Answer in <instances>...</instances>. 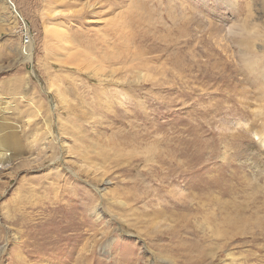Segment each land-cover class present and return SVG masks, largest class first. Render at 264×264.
<instances>
[{
    "label": "rangeland",
    "instance_id": "rangeland-1",
    "mask_svg": "<svg viewBox=\"0 0 264 264\" xmlns=\"http://www.w3.org/2000/svg\"><path fill=\"white\" fill-rule=\"evenodd\" d=\"M171 1L0 0V264H264V0Z\"/></svg>",
    "mask_w": 264,
    "mask_h": 264
},
{
    "label": "bare ground",
    "instance_id": "bare-ground-1",
    "mask_svg": "<svg viewBox=\"0 0 264 264\" xmlns=\"http://www.w3.org/2000/svg\"><path fill=\"white\" fill-rule=\"evenodd\" d=\"M123 1L124 0H121V1L118 0V6H121V3H123ZM129 1L131 4L130 7L132 8V10L130 9L127 11L126 18L127 19L129 18L131 20V23L135 25L138 29H140V27L143 28V27L149 26V29L151 28L153 30V33H152L153 37L155 36L154 34L156 33V31H158L159 29L163 30L168 36L170 35L169 33L172 32L171 31L173 30L172 28L177 27L179 25L182 26L186 22V18L184 14L186 11L185 8L172 3L171 0H129ZM7 128L9 129V127ZM17 138L18 137H16L11 130L9 131L4 130L2 127H0V164L1 166L2 164L6 165V163H8L11 160L10 158H7L8 154L13 153L14 151L15 153L18 152L19 141H17ZM6 147L11 149L10 153L4 150ZM181 172H183V170H181ZM100 190L101 189H99L98 191ZM102 196L103 194H101V197ZM38 206H41V205H38ZM92 210L93 211L91 212V214L93 215L97 211L96 206L93 207ZM234 211L236 212L235 206H234V209L232 208L231 212L229 213L230 214L229 222H228V219L224 217L226 223L228 222L227 224L231 228L235 227V220L237 219L235 217L236 215H234ZM34 216L35 214H30V215H27L26 218L23 217L22 219H24V223L26 221L27 226H29V224L30 226H32L33 225L32 222L35 220V218L33 219ZM96 217L97 218L95 220H98L100 218L99 212L97 213ZM39 223L40 222H38V224Z\"/></svg>",
    "mask_w": 264,
    "mask_h": 264
},
{
    "label": "built area",
    "instance_id": "built-area-1",
    "mask_svg": "<svg viewBox=\"0 0 264 264\" xmlns=\"http://www.w3.org/2000/svg\"><path fill=\"white\" fill-rule=\"evenodd\" d=\"M22 38H25V47H26V54H27V47L29 45L30 42V31L28 30L27 26L23 23V31L21 34Z\"/></svg>",
    "mask_w": 264,
    "mask_h": 264
},
{
    "label": "water",
    "instance_id": "water-1",
    "mask_svg": "<svg viewBox=\"0 0 264 264\" xmlns=\"http://www.w3.org/2000/svg\"><path fill=\"white\" fill-rule=\"evenodd\" d=\"M9 1V0H8Z\"/></svg>",
    "mask_w": 264,
    "mask_h": 264
}]
</instances>
